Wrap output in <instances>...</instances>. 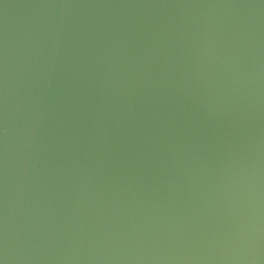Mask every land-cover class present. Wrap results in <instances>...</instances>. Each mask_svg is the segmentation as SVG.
Segmentation results:
<instances>
[{
    "label": "water",
    "instance_id": "1",
    "mask_svg": "<svg viewBox=\"0 0 264 264\" xmlns=\"http://www.w3.org/2000/svg\"><path fill=\"white\" fill-rule=\"evenodd\" d=\"M0 264H264V0H0Z\"/></svg>",
    "mask_w": 264,
    "mask_h": 264
}]
</instances>
